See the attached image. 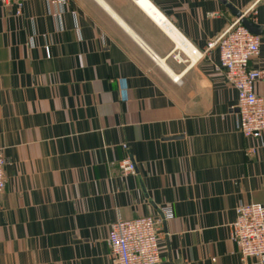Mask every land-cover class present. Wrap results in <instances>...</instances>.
I'll return each mask as SVG.
<instances>
[{
    "label": "crops",
    "instance_id": "crops-1",
    "mask_svg": "<svg viewBox=\"0 0 264 264\" xmlns=\"http://www.w3.org/2000/svg\"><path fill=\"white\" fill-rule=\"evenodd\" d=\"M227 1L264 27V2ZM235 19L219 0L0 3V264H115L110 223L143 215L160 220L157 264H256L230 223L264 205V149L246 153L208 48Z\"/></svg>",
    "mask_w": 264,
    "mask_h": 264
},
{
    "label": "built area",
    "instance_id": "built-area-1",
    "mask_svg": "<svg viewBox=\"0 0 264 264\" xmlns=\"http://www.w3.org/2000/svg\"><path fill=\"white\" fill-rule=\"evenodd\" d=\"M62 6L66 0H46ZM138 5L140 0H134ZM264 0H254L250 9ZM3 5L13 4L20 14L22 0H0ZM57 15L60 12L56 13ZM260 37L251 33L236 18L213 41L208 48L218 46L219 67L224 70L226 80L237 93V128L257 144L246 149L254 154L264 149V97L256 90L258 82L264 80V68L251 67L250 60L259 53ZM176 55L174 58L178 59ZM178 81V77L174 78ZM126 148V145L123 144ZM5 156L0 148V192L5 187ZM124 175L134 172L135 164L129 156L118 161ZM162 219L171 217L170 207L161 208ZM160 220L153 215L132 219L117 217L110 223L106 242L114 257L115 264H157L160 259L158 236ZM230 237L237 245L241 260L249 258L256 264H264V205L240 203L235 208V218L230 223Z\"/></svg>",
    "mask_w": 264,
    "mask_h": 264
},
{
    "label": "water",
    "instance_id": "water-1",
    "mask_svg": "<svg viewBox=\"0 0 264 264\" xmlns=\"http://www.w3.org/2000/svg\"><path fill=\"white\" fill-rule=\"evenodd\" d=\"M219 1L223 3L236 16V18H239L240 23L243 24L247 28V30H249L251 33L256 34L258 36L264 35V27L262 25H258L252 22L245 15H243V13L239 9H237L234 5L229 3L227 0H219Z\"/></svg>",
    "mask_w": 264,
    "mask_h": 264
},
{
    "label": "bare ground",
    "instance_id": "bare-ground-1",
    "mask_svg": "<svg viewBox=\"0 0 264 264\" xmlns=\"http://www.w3.org/2000/svg\"><path fill=\"white\" fill-rule=\"evenodd\" d=\"M140 1H142V0H140ZM140 1H139V2H140ZM146 10H147V9H146ZM163 24H165V23H163ZM171 33H172V32H171ZM172 34H174V33H172Z\"/></svg>",
    "mask_w": 264,
    "mask_h": 264
}]
</instances>
